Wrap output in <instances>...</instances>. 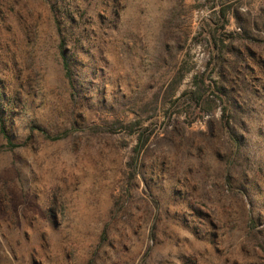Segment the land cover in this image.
Returning a JSON list of instances; mask_svg holds the SVG:
<instances>
[{"label":"rangeland","instance_id":"1","mask_svg":"<svg viewBox=\"0 0 264 264\" xmlns=\"http://www.w3.org/2000/svg\"><path fill=\"white\" fill-rule=\"evenodd\" d=\"M57 1L75 91L0 0V264H264V0Z\"/></svg>","mask_w":264,"mask_h":264},{"label":"trees","instance_id":"2","mask_svg":"<svg viewBox=\"0 0 264 264\" xmlns=\"http://www.w3.org/2000/svg\"><path fill=\"white\" fill-rule=\"evenodd\" d=\"M57 2H58L57 0H52V14H53V18H54L56 33L60 39L58 47H57L58 48L57 55H58L60 63H61L63 75L67 79L70 89L72 91H75V89L77 88L75 81H74V74H75L74 70H75L76 60L73 57L74 51L71 53L70 48L68 47L69 31L65 27V24L67 22H73L74 21V17L69 12L68 7H66V6L60 7L59 5H57ZM222 13H224V10H222ZM202 83L205 86V89H208L209 86H211V85H209V83H208V85H205L204 80L201 81V84ZM197 87L199 88L198 85H197ZM205 89H203V90H205ZM214 91H217L221 96H223V94H224L223 85H217L215 83L213 85V90L211 89V92H214ZM201 99H202V97H200V95L196 96V99H195L196 105L201 104V102H202ZM0 111H3V110L0 109ZM223 112L225 114V107H223ZM223 125H225V121H223ZM226 128H227V126H226ZM0 133L3 136V138L6 139L8 144H10V146H12V147L17 146V144H14L11 142V139H10L9 135L7 134V131L5 128L4 119L1 116H0ZM137 140H138V142L136 145V149L139 150L141 148V146L144 144L145 139H143L142 135H140V136H138Z\"/></svg>","mask_w":264,"mask_h":264}]
</instances>
